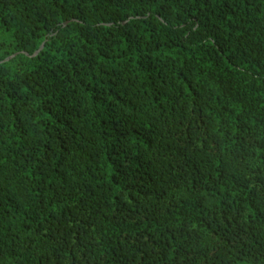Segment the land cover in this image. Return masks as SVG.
<instances>
[{
	"label": "trees",
	"instance_id": "1",
	"mask_svg": "<svg viewBox=\"0 0 264 264\" xmlns=\"http://www.w3.org/2000/svg\"><path fill=\"white\" fill-rule=\"evenodd\" d=\"M0 264H264V0H0Z\"/></svg>",
	"mask_w": 264,
	"mask_h": 264
},
{
	"label": "water",
	"instance_id": "2",
	"mask_svg": "<svg viewBox=\"0 0 264 264\" xmlns=\"http://www.w3.org/2000/svg\"><path fill=\"white\" fill-rule=\"evenodd\" d=\"M42 49H43V45L40 47L39 51L42 50ZM39 51L36 52L35 55H37V54L39 53ZM11 58H12V57H11ZM11 58H9V59H11ZM9 59H7V60H9Z\"/></svg>",
	"mask_w": 264,
	"mask_h": 264
}]
</instances>
